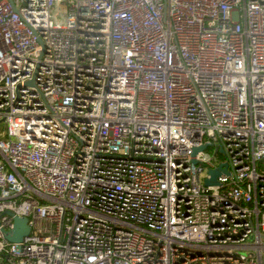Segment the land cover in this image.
<instances>
[{
	"label": "built area",
	"instance_id": "built-area-1",
	"mask_svg": "<svg viewBox=\"0 0 264 264\" xmlns=\"http://www.w3.org/2000/svg\"><path fill=\"white\" fill-rule=\"evenodd\" d=\"M2 121L0 264H264V0H0Z\"/></svg>",
	"mask_w": 264,
	"mask_h": 264
},
{
	"label": "water",
	"instance_id": "water-1",
	"mask_svg": "<svg viewBox=\"0 0 264 264\" xmlns=\"http://www.w3.org/2000/svg\"><path fill=\"white\" fill-rule=\"evenodd\" d=\"M10 3H12L10 1ZM14 8V3H12ZM207 144L200 145L199 147H193L192 148V156H194L199 150L204 149L207 147ZM193 163H197L194 159H192ZM225 163H221L217 166V168L210 169L209 178H206L205 183L206 184H215L217 185L219 183L217 177L221 172L228 173L227 170L224 168ZM13 228L9 232H5L4 238L7 239L10 242L19 243L24 236H27L29 233V226L27 224L26 218L23 217H13Z\"/></svg>",
	"mask_w": 264,
	"mask_h": 264
},
{
	"label": "rangeland",
	"instance_id": "rangeland-1",
	"mask_svg": "<svg viewBox=\"0 0 264 264\" xmlns=\"http://www.w3.org/2000/svg\"><path fill=\"white\" fill-rule=\"evenodd\" d=\"M4 128H5V123L2 121L0 122V132H2Z\"/></svg>",
	"mask_w": 264,
	"mask_h": 264
}]
</instances>
